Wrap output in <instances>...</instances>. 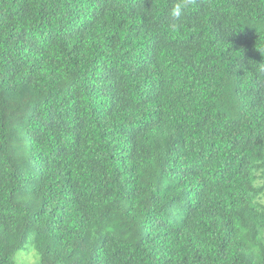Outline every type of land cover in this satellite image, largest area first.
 <instances>
[{"label": "trees", "instance_id": "1", "mask_svg": "<svg viewBox=\"0 0 264 264\" xmlns=\"http://www.w3.org/2000/svg\"><path fill=\"white\" fill-rule=\"evenodd\" d=\"M0 0V264H264V0Z\"/></svg>", "mask_w": 264, "mask_h": 264}, {"label": "clouds", "instance_id": "2", "mask_svg": "<svg viewBox=\"0 0 264 264\" xmlns=\"http://www.w3.org/2000/svg\"><path fill=\"white\" fill-rule=\"evenodd\" d=\"M196 0H174L171 8L168 11L169 21L167 24L168 30L172 33L178 32L183 29V17L187 11L194 7ZM257 73L264 75V61L257 63ZM21 254H14L13 264H39L40 256L34 247L29 248L27 251L20 250Z\"/></svg>", "mask_w": 264, "mask_h": 264}, {"label": "rangeland", "instance_id": "3", "mask_svg": "<svg viewBox=\"0 0 264 264\" xmlns=\"http://www.w3.org/2000/svg\"><path fill=\"white\" fill-rule=\"evenodd\" d=\"M22 255V254H21Z\"/></svg>", "mask_w": 264, "mask_h": 264}]
</instances>
